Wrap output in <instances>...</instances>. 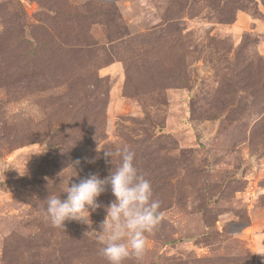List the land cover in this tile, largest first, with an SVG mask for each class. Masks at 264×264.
<instances>
[{
    "label": "rangeland",
    "instance_id": "374dc122",
    "mask_svg": "<svg viewBox=\"0 0 264 264\" xmlns=\"http://www.w3.org/2000/svg\"><path fill=\"white\" fill-rule=\"evenodd\" d=\"M125 145L160 208L123 264H264V0H0V264H108L111 188L46 198Z\"/></svg>",
    "mask_w": 264,
    "mask_h": 264
},
{
    "label": "clouds",
    "instance_id": "9594fccd",
    "mask_svg": "<svg viewBox=\"0 0 264 264\" xmlns=\"http://www.w3.org/2000/svg\"><path fill=\"white\" fill-rule=\"evenodd\" d=\"M104 156L110 157L112 164L114 157L119 158L115 170L103 179L98 174H89L69 186L70 178L66 198L54 194L46 198V214L58 228H64L67 220L87 223L89 210L101 206L97 197L110 187L115 200L106 207L107 215L100 224V255L108 264H123L130 257L140 260L146 251V234L153 232L159 222L160 201L153 199L151 182L135 166V152L129 146L105 150ZM79 163L75 161L76 165ZM69 167L75 173L73 176L77 175L74 166Z\"/></svg>",
    "mask_w": 264,
    "mask_h": 264
}]
</instances>
